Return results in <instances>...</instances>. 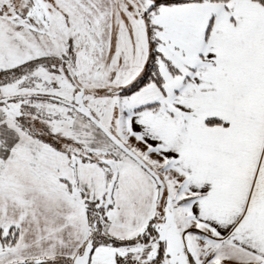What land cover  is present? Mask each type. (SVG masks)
Returning a JSON list of instances; mask_svg holds the SVG:
<instances>
[{
  "label": "snow or ice",
  "instance_id": "snow-or-ice-1",
  "mask_svg": "<svg viewBox=\"0 0 264 264\" xmlns=\"http://www.w3.org/2000/svg\"><path fill=\"white\" fill-rule=\"evenodd\" d=\"M0 264H264V0H0Z\"/></svg>",
  "mask_w": 264,
  "mask_h": 264
}]
</instances>
